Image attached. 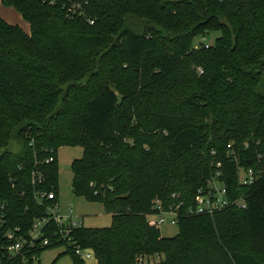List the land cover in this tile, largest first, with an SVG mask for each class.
<instances>
[{
  "label": "trees",
  "instance_id": "16d2710c",
  "mask_svg": "<svg viewBox=\"0 0 264 264\" xmlns=\"http://www.w3.org/2000/svg\"><path fill=\"white\" fill-rule=\"evenodd\" d=\"M2 4L30 25L27 35L0 18L3 230L24 236L44 215L35 190L53 191L57 202L56 152L81 147L72 192L111 215L109 227L72 232L96 264L151 256H163L154 264H264V0ZM207 32L220 35L194 49ZM238 168L254 171L251 185L239 183ZM218 171L245 208L188 215ZM157 201L180 205L171 238L148 221ZM4 244L0 234L3 264H23L6 258ZM44 250L25 253L24 264H40L32 256Z\"/></svg>",
  "mask_w": 264,
  "mask_h": 264
},
{
  "label": "built area",
  "instance_id": "2783aa9c",
  "mask_svg": "<svg viewBox=\"0 0 264 264\" xmlns=\"http://www.w3.org/2000/svg\"><path fill=\"white\" fill-rule=\"evenodd\" d=\"M230 149V145H227ZM52 153V151H50ZM54 161L51 155L45 160V163ZM219 167V166H218ZM32 184H39L42 177L39 173L32 172ZM238 181L241 185H251L256 176L252 169L244 170L237 169ZM35 199L37 203L44 208V215L41 218L35 219L28 232L24 235H18L19 228L12 230H3L6 224V215L4 206L0 205V234L6 241L2 246V252L6 258L20 259L21 263H25L24 254L30 253L35 248L43 250L54 246H64L66 250H70L73 254L84 261L94 260V252L90 248H83L72 235L73 229L81 227L82 221L72 215L71 210L68 214L61 216L58 212L57 202H54L55 194L53 191L43 192L40 189L35 190ZM44 201L46 204H44ZM234 204L240 208H245V203L242 200H230L228 190L222 180V173L216 172L211 176L205 184V187L200 188L194 198L193 204L187 209L188 215H212L229 205ZM180 205L163 209L157 201L154 207V214L148 217V221L156 226L171 224L176 226V219ZM57 226V230H53L50 224ZM38 260L37 256H32V262ZM0 264L3 260L0 257Z\"/></svg>",
  "mask_w": 264,
  "mask_h": 264
},
{
  "label": "rangeland",
  "instance_id": "374dc122",
  "mask_svg": "<svg viewBox=\"0 0 264 264\" xmlns=\"http://www.w3.org/2000/svg\"><path fill=\"white\" fill-rule=\"evenodd\" d=\"M218 32H207L194 40V49L202 45L213 44L219 37ZM260 87L258 90H264V73L260 78ZM12 151L18 153L20 148L17 143L12 145ZM81 147H61L56 152L57 161V205L61 216L68 214L71 210L72 215L82 221L85 228H103L111 224V215L106 213L103 206L99 203H90L83 198L78 197L72 192V172L71 163L82 156ZM162 237L171 238L178 232L175 225L169 223L159 226ZM64 246H54L41 252L38 261L40 264H73L72 257L66 253ZM163 259V256H151L148 259L143 257L139 259V264H154ZM87 264H96L95 260L87 261Z\"/></svg>",
  "mask_w": 264,
  "mask_h": 264
},
{
  "label": "crops",
  "instance_id": "0c3cea01",
  "mask_svg": "<svg viewBox=\"0 0 264 264\" xmlns=\"http://www.w3.org/2000/svg\"><path fill=\"white\" fill-rule=\"evenodd\" d=\"M0 18L7 24L18 26L25 34L30 35V25L21 14L12 7H5L0 0Z\"/></svg>",
  "mask_w": 264,
  "mask_h": 264
}]
</instances>
